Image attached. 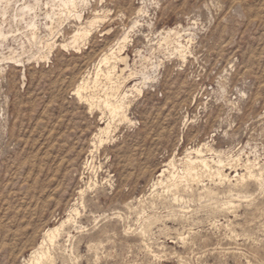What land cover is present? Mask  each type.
<instances>
[{"label": "rangeland", "instance_id": "rangeland-1", "mask_svg": "<svg viewBox=\"0 0 264 264\" xmlns=\"http://www.w3.org/2000/svg\"><path fill=\"white\" fill-rule=\"evenodd\" d=\"M104 6L109 17L124 16L109 23L113 31L144 11L133 39L160 66L155 83L132 98L134 125L117 126L92 155L99 113L89 114L71 91L110 36L97 32L80 54L55 51L37 65L27 62L26 44L20 49L25 25L0 17L3 31L16 37L7 47L24 62L0 71V264H27L45 222L64 219L91 180L96 189L84 194V208L77 206L81 231L66 227L73 239L64 235L47 246L53 262L44 264H264V189L246 173L249 163L264 180V0H107ZM176 28L183 44L191 40L184 61L158 47L157 34ZM126 54L132 63L134 52ZM205 143L224 153L229 176L216 188V203H176L177 218L141 237L139 213L137 219L123 204L143 201L173 157L178 166L186 149ZM236 174L246 181H235ZM204 184L214 187L208 179ZM168 212L159 202L147 210Z\"/></svg>", "mask_w": 264, "mask_h": 264}, {"label": "bare ground", "instance_id": "bare-ground-1", "mask_svg": "<svg viewBox=\"0 0 264 264\" xmlns=\"http://www.w3.org/2000/svg\"><path fill=\"white\" fill-rule=\"evenodd\" d=\"M92 3L100 6V8L91 10ZM106 3L107 0H0V17H9L10 21L14 22L16 26L21 23L25 25V31L21 32L25 42L20 45V49L24 53L26 44L30 50L29 52L32 51L27 58V62L34 61L37 65L48 63L50 56L55 51L80 54L82 50L87 49L86 46L95 38L97 32L110 36L111 40L105 50L100 52L90 69L84 75L82 73V78L80 81L77 80L79 82L71 91L74 99L85 106L89 114L99 113V121L102 127L97 128L98 132L93 137L95 142L91 144L93 149L90 150V155L94 154L101 145L112 138L111 135L117 126L123 124L134 125V122L129 118L132 98L142 94L149 84L155 83L156 72L160 66L158 61H153L141 50H138L136 46L138 39L136 38V41L133 39L141 27L138 17L144 11L139 10L137 17L134 21L132 20L130 25L122 22L121 30L113 31L111 26L108 27L109 23L115 20L123 21L124 16L119 13L109 17L110 11L104 6ZM43 8L46 11H43ZM86 11H88L87 16L85 15ZM66 27L71 29L69 34ZM2 28L0 26V47H6L8 52L7 55L3 52L0 53V71L4 64L23 67L24 62L21 60L23 58H21L20 52L17 53L6 45L9 37L13 39H16V37L5 33ZM188 35L186 37H190L191 34ZM156 38H158V47L165 46L169 51V55H175L183 61L185 60L188 53L187 44L191 40L189 39L187 43L183 44V38L177 28L160 32ZM128 48L134 52L132 63L130 57L126 54ZM205 153L213 155V157L207 158ZM222 154L224 153L213 150L207 143L186 149L184 156L177 160L179 161L178 166L175 164V157L165 165L166 168L161 170L155 181H152L150 193L143 201L142 198H134L123 204V207L130 213L135 214L137 219L139 213V219L141 220L139 234L141 237L149 236L152 226L162 223L164 219L177 218L178 214L172 207L176 203H184V201L193 199L198 202L216 203L218 196L216 188L222 185L224 181L227 180L228 182L229 179L224 171L225 162L222 159ZM229 161H232V159ZM87 163L89 165L90 162ZM91 165L92 163L89 167L93 166ZM85 167L87 166L85 165ZM253 167L255 166L253 165ZM90 170L92 171V169ZM253 170L255 168L249 167L248 163L246 167L248 180L253 181L259 189H264L262 170L259 169V173L256 174ZM234 177H237L235 181L238 179H241V183L246 181L243 174H236ZM205 179H208L214 187L205 185ZM87 185L85 189L78 191L79 202L72 206L64 219L51 226L49 225L50 220L45 222L42 230V240L40 239L39 243L36 242L37 244L27 255L28 259L24 260L27 264L53 262V257L46 247L55 246L64 235L68 241H71L73 236L70 232L65 231L68 226L81 231L82 227L78 221L80 212L77 206L79 203V206L84 208V194L86 191L96 189V181L91 180ZM123 187L125 188L126 185ZM110 188L112 189V186ZM180 190L184 195L180 193ZM124 191L127 190L124 189ZM158 202L165 205L169 212L164 216L147 214V210H154ZM230 204V202H227L223 205L226 207L231 206ZM217 205L219 206V204ZM117 217L121 218L120 213H117ZM56 249L58 248L55 247ZM50 251L52 252V250ZM70 253L72 254V247Z\"/></svg>", "mask_w": 264, "mask_h": 264}]
</instances>
